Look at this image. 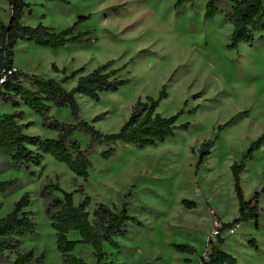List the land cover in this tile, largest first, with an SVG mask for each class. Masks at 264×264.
Wrapping results in <instances>:
<instances>
[{
    "label": "rangeland",
    "instance_id": "1",
    "mask_svg": "<svg viewBox=\"0 0 264 264\" xmlns=\"http://www.w3.org/2000/svg\"><path fill=\"white\" fill-rule=\"evenodd\" d=\"M177 1L29 0L24 25L42 23L61 32L86 18L75 32L90 33L94 41L61 49L21 41L15 48L16 70L40 79L62 80L79 69H84L81 76H85L113 61L115 69L125 67L122 79L129 84L116 93L102 94L99 102L78 95L83 121L91 124L100 118L94 124L97 130L118 133L138 100L158 99L166 86L168 98L157 112L166 118L183 112L178 125L189 123L190 128L177 131L158 147L118 145L109 160L101 155L107 149L96 147L90 156L88 181L50 156H45L40 168L18 167L1 156L0 182L16 180L17 184L0 194V219L29 193L31 206L25 211L32 212L38 225V236L24 238L21 252L44 257V264L63 263L41 197L48 184L73 193L76 205L88 197L92 222L99 204L118 210L128 204L129 214L143 226L130 223L127 235L117 240L119 249L104 245L110 264H199L217 242L212 237L216 224H230L239 217L231 166L240 164L250 145L264 135V39L229 48L233 27L225 14H231L240 0H225L224 14L213 19H205L207 0H197L193 9H177ZM0 19L6 24L11 19L8 0H0ZM54 65L67 75L55 73ZM77 80L64 87L72 90ZM21 110L26 115L21 124H32L27 135L57 138L58 133L42 126L40 116L25 107ZM12 112L11 105L0 102V115ZM51 116L65 124L74 121L68 107H54ZM234 118L232 125L219 131V126ZM217 137L211 155L197 171L199 148ZM76 138L83 148L90 143L88 136L76 134ZM241 180L246 200L259 195L261 217L258 223L242 224L236 235H230L229 229L224 232V250L238 264H264V149L246 162ZM183 200L194 201L196 208L186 209ZM70 238L79 237L71 234ZM173 245L192 246L196 254L177 252ZM75 254L95 264L91 247L80 246ZM15 258L6 252L0 264H14Z\"/></svg>",
    "mask_w": 264,
    "mask_h": 264
},
{
    "label": "trees",
    "instance_id": "2",
    "mask_svg": "<svg viewBox=\"0 0 264 264\" xmlns=\"http://www.w3.org/2000/svg\"><path fill=\"white\" fill-rule=\"evenodd\" d=\"M196 1L178 0L176 8L189 6L193 9ZM224 2L225 0H207L205 19H213L224 14L222 11ZM9 4L11 7L9 23L6 24L0 19V102L11 105L14 112L0 115V157L6 155L11 163L18 167L40 168L45 156H50L78 178L88 181L92 169L90 156L96 147L106 148L101 155L103 159L109 160L115 156L118 145H130L138 149L158 147L173 139L177 131L189 130V123L178 125L183 112L169 118L157 112L160 104L168 98L166 86H163L158 99L147 97L145 101L138 100L128 121L118 133L103 134L97 130L94 124L100 118H96L91 124L83 121L76 97L81 95L99 102L102 94L118 92L129 84L128 80L122 79L125 67L115 69V63L110 61L85 76H81L83 68L74 71L71 76H66L65 69L59 71L54 65L55 73L66 76L61 82L40 79L16 70L15 48L21 41L31 42L43 48L61 49L71 44L94 41V37L90 33L75 32L86 18H80L73 27L57 32L42 23L35 27L23 24L25 12L30 7L29 0H9ZM225 15L233 27L230 49H237L241 43L252 44L256 39H264L262 0L237 1L232 13ZM77 77V85L72 90H67L64 84ZM22 107L40 116L42 126L58 133L57 138L44 140L41 137L27 135L25 131L32 124H21L26 116L21 110ZM54 107L70 108L73 123L65 124L52 117L51 111ZM241 115L242 113L238 116ZM234 121L235 118L219 126V131L229 127ZM76 134L90 137V143L86 148L82 147ZM217 139L218 137L205 142L199 148L197 171L208 160ZM263 146L264 135L250 145L240 164L231 166L234 192L239 203V217L230 224H221L217 242L211 244L210 251L201 258L200 264H238L237 259L224 250L225 240L222 235L237 225L260 221L259 195L253 200H246L241 176L246 169V162L252 160L255 152L261 150ZM15 184L16 180L0 182V194L6 193ZM56 194H61L62 197ZM41 197L46 201L45 214L55 232L56 248L62 257V264H89L75 254V250L80 246L92 248L95 264H110L107 263L109 255L104 251V245L119 249L117 240L127 235L130 223L143 226L136 217L129 214L127 203L123 204L121 210L115 206L110 208L99 204L93 213L92 222L87 211L88 197L76 205L73 193L63 191L58 184L45 185L41 190ZM182 205L188 210L196 208L194 201L183 200ZM30 206V195L25 193L15 203L13 210L0 219V257L6 252L13 253L16 257L14 264H44V257L36 258L32 251L26 253L20 251L24 238L38 236V225L32 218V212L25 211ZM71 234H76L79 238L73 240L70 238ZM173 248L180 253L196 254V249L189 245H173Z\"/></svg>",
    "mask_w": 264,
    "mask_h": 264
},
{
    "label": "built area",
    "instance_id": "3",
    "mask_svg": "<svg viewBox=\"0 0 264 264\" xmlns=\"http://www.w3.org/2000/svg\"><path fill=\"white\" fill-rule=\"evenodd\" d=\"M262 2H263V5H264V0H262ZM257 202H254V204H256ZM240 226L241 225H237V226H235L234 228H232V229H229L228 230V233L230 234V235H236L237 233H238V231H239V229H240ZM221 228H222V225L221 224H216V226H215V228H214V230H213V233H212V237H213V239H214V241L215 240H217V238H218V236H219V234H220V230H221Z\"/></svg>",
    "mask_w": 264,
    "mask_h": 264
},
{
    "label": "crops",
    "instance_id": "4",
    "mask_svg": "<svg viewBox=\"0 0 264 264\" xmlns=\"http://www.w3.org/2000/svg\"><path fill=\"white\" fill-rule=\"evenodd\" d=\"M8 3H9V0H8ZM9 6H10V4H9ZM7 24H8V23H7ZM21 72H22V71H21ZM63 77H64V76H63ZM63 79H64V78H63ZM63 79H62V80H63ZM55 80H56V79H55ZM62 80H58V79H57L56 81H57V82H61ZM262 149H264V146H263ZM242 175H243V174H242ZM209 251H210V249H209ZM209 251H208V252H209ZM199 264H200V263H199Z\"/></svg>",
    "mask_w": 264,
    "mask_h": 264
},
{
    "label": "bare ground",
    "instance_id": "5",
    "mask_svg": "<svg viewBox=\"0 0 264 264\" xmlns=\"http://www.w3.org/2000/svg\"><path fill=\"white\" fill-rule=\"evenodd\" d=\"M151 149H152V148H151ZM153 149H154V148H153ZM153 149H152V150H153Z\"/></svg>",
    "mask_w": 264,
    "mask_h": 264
}]
</instances>
